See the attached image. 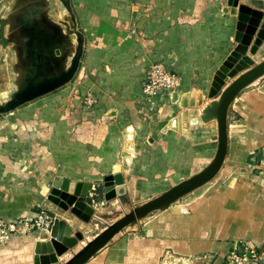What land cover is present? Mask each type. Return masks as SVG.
<instances>
[{
	"label": "rangeland",
	"instance_id": "rangeland-1",
	"mask_svg": "<svg viewBox=\"0 0 264 264\" xmlns=\"http://www.w3.org/2000/svg\"><path fill=\"white\" fill-rule=\"evenodd\" d=\"M151 1L169 4L165 11L169 8L171 21L169 25H164L166 30L168 28L171 33H175L176 25L180 27L182 40L178 69L182 68L185 77L178 76L174 71L177 84L172 91L176 92V88L182 86L178 102L168 101L165 104L157 92L153 97H148L143 103L137 104L140 109L136 108V104L128 105L129 112L132 113V118L129 119L123 114L117 119L106 117L105 111L114 108L113 105L107 104L108 96L101 101L99 92L100 80L104 82L105 79H102L104 77L98 67L105 64V58L95 56L89 58L84 48L85 41L77 69L66 84L19 103L13 108L2 110L21 93L27 75L39 79L45 77V74L34 72V67L51 65L52 70L47 71L49 77L69 68L77 45L75 33L83 32L78 22V10L72 2L69 3L71 12L63 5L62 9L59 6L57 10L59 16L61 14L67 16L68 23H71L67 24L65 18L58 22L57 39L61 45L59 49L63 47L65 52L56 50L54 55H50L40 48L39 51L43 52L41 65L35 63L34 47L37 43L32 33L25 31L18 33L13 30V26L11 33L9 31L5 34L0 33V220L29 218L35 214L49 216L52 225L57 220H65L70 227V233L76 235L84 245L124 212L197 173L210 162L212 158L209 160L203 153L197 156L194 152L186 163L175 165L169 172L156 173L152 170L153 161L161 152L174 162L177 161V156H182L183 159L187 154L177 153L178 148L183 147L182 141L174 148L171 145L164 148V151L159 150L165 147L167 137L179 136L185 144L189 142V138L203 137L198 135L199 132L189 130L193 128L204 130L203 126L206 123L201 120L202 110L215 98L211 93L214 77L236 44L233 38L237 17L223 13L220 0ZM239 4L247 7L250 13L260 12L261 21L264 20V0H239ZM156 12L161 14V7L156 9ZM70 16L75 17L74 23L70 21ZM156 25L158 26L154 35L158 36L163 30L161 21ZM197 25H202L203 33L197 31ZM60 30H63L62 34ZM124 31L130 37L139 34L130 26ZM143 31L148 40L149 34L146 33V29ZM135 39L136 41L130 45L137 48L142 40L137 37ZM209 39L213 44L221 40L219 43L224 44L227 55L197 56V46L204 49L205 53L213 52ZM162 43L164 42L161 38L154 42L159 45V49L162 48ZM169 43V49L172 50L171 42ZM151 49L152 47L148 46L139 49V55L132 58L137 61L139 70L142 66L145 72L150 64L156 61L168 70L173 69L168 66L171 57L161 54L152 56ZM253 61L256 63L260 60ZM27 69L30 74L26 73ZM132 69L130 65L126 70L131 72ZM127 76H130L127 78L129 79L134 75ZM125 79V69H122L119 83H126ZM142 80L140 82L138 79L140 86ZM193 92L195 95L191 98ZM183 95H186L184 99L186 101L182 103ZM88 97L92 100L90 105L85 101ZM133 98L131 97V100L134 103L137 95ZM154 114L159 116L155 117ZM156 123L161 124L163 131L155 132L152 129ZM129 127L132 132H126ZM130 134L129 147L126 148L127 135ZM214 134L216 135V132ZM153 137L159 140L158 149L151 147L149 138ZM215 137L212 135L210 139L215 140ZM205 139L203 137L199 143L204 148L209 144ZM255 154L258 161L256 170L258 175L264 178V147ZM247 162L251 163L250 160ZM109 175H121L127 188L121 198L106 201L103 180ZM65 178L75 182H89L86 204L95 209L89 222L79 220L71 212V204L67 205V210H62L47 199L49 194L59 190ZM74 200L76 201V198ZM100 207H103V213L98 211ZM143 219L126 227L107 246L121 236L135 231L137 224ZM63 224L61 221L62 226Z\"/></svg>",
	"mask_w": 264,
	"mask_h": 264
},
{
	"label": "crops",
	"instance_id": "crops-1",
	"mask_svg": "<svg viewBox=\"0 0 264 264\" xmlns=\"http://www.w3.org/2000/svg\"><path fill=\"white\" fill-rule=\"evenodd\" d=\"M70 2L78 10L77 17L83 29L81 34L86 42V54L89 58H105V64L98 68L104 77L102 79H105L104 82L100 80L101 101L108 96L107 104L113 105L114 108L105 111L107 118L117 119L120 114L126 119L132 118L128 105L140 104L142 96L138 79L141 82L145 68L141 66L139 70L137 61L132 59L139 55V49L148 46L152 47V56L161 54L171 57L168 60V66L173 68H170L171 71H175L182 78L185 77L182 68V72L178 69L182 40L180 27L176 25L175 33L164 28V25H169L171 21L169 8L165 11L169 4L154 3L151 0H69ZM37 4H41V7ZM62 5L60 0H0V33H11V26L18 33H32L37 43L34 52H37L40 49L37 35L41 37L42 34L45 37L50 33L49 39L58 41V22L65 18L67 24H71L68 23L67 16L61 13L58 15L57 10L59 6L62 9ZM160 7L161 14L156 12ZM38 9H41L39 14L36 13ZM36 16L39 21H32ZM69 18L74 23L75 17L73 20L71 16ZM160 21L163 30L157 36L154 35L155 28ZM37 23L47 26L46 29L38 30L33 27ZM128 26L137 31L139 34L135 37L142 40L137 48L130 45L136 41L135 37L126 35L124 31ZM145 29L150 37L148 40L143 31ZM197 31L203 33L202 25H197ZM60 33L62 34L63 30H60ZM159 36L164 42L161 49L158 44H154L159 41ZM169 42L172 50L169 49ZM219 42L213 44L209 39L213 51L209 54L197 46V56H226V48ZM41 50L47 52L46 49ZM55 51L47 53L54 55ZM163 51L165 52L162 55ZM37 56L40 57L38 53ZM130 65L133 67L131 72L126 70ZM122 69H125L126 83H119ZM127 75L134 76L127 79L130 77ZM178 88L176 92L160 90L158 94L165 104L168 101L178 102L182 86ZM136 95L133 103L131 97L135 98ZM136 108L140 109V106L137 105ZM203 128L204 130L190 128L192 130L189 132H199L198 135L206 138L209 142L206 148L199 144L200 140H203L200 136H197V139L189 138L186 144L179 136L167 137L165 147L159 150L164 151V148L171 145L174 148L182 141L183 147L178 148L177 153H187L183 156L184 161L182 156H177V161L174 162L161 152L156 155L152 170L156 173L169 172L175 165L186 163L194 152L197 156L203 153V156L210 160L216 148V139H210L212 135L216 136V122L206 123ZM152 129L155 132L163 131L160 123L154 124ZM126 132H132L131 127ZM228 134V154L214 179L166 209L152 212L137 224L135 231L106 245L85 264H223L227 252L234 243L241 240L251 241L258 248L264 264V178L258 175L256 170L258 161L255 154L264 147V77L256 85L243 91L234 101ZM149 139L151 147L158 149L159 140L156 137ZM101 209L99 212L103 213V207ZM65 225L63 224V227ZM48 253L50 245L47 240L39 238L38 232L17 233L10 236L7 242L0 244V264H37V258Z\"/></svg>",
	"mask_w": 264,
	"mask_h": 264
},
{
	"label": "water",
	"instance_id": "water-1",
	"mask_svg": "<svg viewBox=\"0 0 264 264\" xmlns=\"http://www.w3.org/2000/svg\"><path fill=\"white\" fill-rule=\"evenodd\" d=\"M60 1L66 10L71 12L69 0ZM220 3L223 6L222 11L224 13H228L237 17L233 38L236 44L245 46L246 49H248V55H256L258 50L264 44V20L261 21L262 14L257 18L253 17L252 13H250L251 11L247 7H243L239 4V0H220ZM37 6L41 7V4H37ZM243 8H245V10ZM29 11L33 16V8L32 13L31 9H29ZM40 12L41 9L36 10L37 14ZM73 18L74 17L71 16V20H73ZM31 20H37L36 22H38L39 17H33ZM33 27H37L38 30H45L47 26L39 25V23H37L34 24ZM49 34L50 33L46 34L45 37H43L42 34L41 37L40 35H37L38 39L36 40L39 47L41 49L45 48L47 52H51V50L52 52L54 50H61L60 52H65L63 47L59 49V46H61L60 42L49 39ZM75 34L77 36V45L69 68L62 71L58 75L49 77L47 75V71L50 72L53 67L51 65H41L40 61L42 59L43 52H34L35 63H40L41 66L39 68L34 67L33 70L34 72L38 71L42 74H45V77L39 79V77H31L27 75L28 78L24 80V85L22 86L23 90L21 93L16 95L14 100L2 110L13 108L19 103L32 99L43 93L52 91L66 84L72 78L77 69L83 46L82 34L79 32H76ZM65 44L66 43H64V45ZM37 53L40 55V57L37 56ZM230 54L231 52L229 55ZM248 55L242 57L239 56L235 62L230 64V66H227L229 56L226 57L218 71H221L225 66L227 67L225 74L230 72L228 75H231L234 71L239 73L235 77L232 76L233 78L227 75L232 79L228 81V83L222 88L218 97L211 100L209 104H207L202 110L201 120L203 122L209 123L213 120L216 122V149L210 162L197 173L178 182L160 194L135 205L128 212H124L121 217L106 225L91 240L86 241L85 244L78 251L74 252L67 261L59 264L87 263L97 252L103 249L117 234L122 232L126 227L147 217L152 212L166 209L171 204L202 187L217 176L223 167L228 154V129L232 105L243 91L252 86L255 81H259L264 77V58L259 62L254 63L253 59ZM26 73L30 74L28 69ZM173 97H175V94ZM89 186V182L87 181L75 182L65 178L62 180L59 187L60 191L68 193L69 195L76 198V201L74 202L75 204L81 203L83 205L79 210H75L72 206L71 212L74 213L79 220L85 223L89 222L95 213V209L86 204ZM103 186L104 199L106 201L113 200L115 198H121L126 193V186L121 179V175H109L104 177ZM47 199L62 210L68 209V203L62 201L56 192L49 194ZM61 221L64 223V225L66 224L67 227L61 236L55 238L50 237L48 231L43 230L39 232V238L42 240H47L50 245V253H48L46 256L53 257L56 260L65 255L67 252L73 250L79 242L77 236L70 233V227L67 222L65 220Z\"/></svg>",
	"mask_w": 264,
	"mask_h": 264
},
{
	"label": "built area",
	"instance_id": "built-area-1",
	"mask_svg": "<svg viewBox=\"0 0 264 264\" xmlns=\"http://www.w3.org/2000/svg\"><path fill=\"white\" fill-rule=\"evenodd\" d=\"M177 84L175 72L168 70L160 62H153L146 69L141 92L140 102L153 97L160 90H172ZM86 103L92 100L86 98ZM52 227L51 218L47 215L35 214L33 217H17L0 220V244L7 242L13 234L48 231ZM223 264H263L261 254L251 241L241 240L234 243L224 257Z\"/></svg>",
	"mask_w": 264,
	"mask_h": 264
},
{
	"label": "bare ground",
	"instance_id": "bare-ground-1",
	"mask_svg": "<svg viewBox=\"0 0 264 264\" xmlns=\"http://www.w3.org/2000/svg\"><path fill=\"white\" fill-rule=\"evenodd\" d=\"M244 10H245V8H243ZM252 15H253V17H255V18H257L258 16H260V12H257V11H254L253 13H252ZM248 55V49H246V47L245 46H242V45H240V44H236L235 46H234V48L232 49V51H231V54L230 55H228L229 56V58H228V62H227V66H230V64H232L233 62H235V60L239 57V56H247ZM248 56H250L252 59H254V60H262L263 58H264V44L262 45V47L258 50V52L256 53V55H254V56H251V55H248ZM246 67H247V65H246ZM226 69H227V67H223L222 68V70L221 71H218L217 72V74H216V76H215V78H214V80H213V84H212V94H213V96L216 98V97H218V95H219V92L222 90V88L228 83V80H229V77H235L239 72H236V71H234L231 75H228L230 72H228V73H226L225 74V72H226ZM229 77H228V76ZM232 77V78H233ZM258 83V81H255L254 83H253V85H256V84ZM194 92L193 93H191V98H194ZM185 96L186 95H183L182 97V103L183 102H185L186 100H184L185 99ZM211 97V96H210ZM214 99V98H213ZM213 121H215V120H213ZM212 121V122H213ZM130 138H131V134L130 135H127V140H128V143H126V148H128L129 147V140H130ZM55 192H56V194L63 200V201H65V202H67L68 204H71L72 206H73V208L75 209V210H79V209H81L82 208V204L81 203H77V204H75L74 203V196H71V195H69L68 193H65V192H62V191H60V190H55ZM115 206V205H114ZM102 207H100L99 209H98V211L99 210H102L101 209ZM66 225L63 227L62 225H61V221L60 220H57V221H55V223L53 224V227H52V229H51V231H50V233H49V236L50 237H59V236H61L62 234H63V232L66 230ZM61 229H62V231H61ZM86 231V229L84 230V232ZM83 234V233H82ZM48 242V241H47ZM49 243V242H48ZM83 246V243H82V241H79V243L74 247V251H69V252H67L65 255H63L62 257H60V258H58L57 260L55 259V258H53V257H49V256H43V257H41V258H37V264H59V263H62V262H65V261H67L71 256H72V254L74 253V252H76V251H78L81 247ZM41 256V255H40Z\"/></svg>",
	"mask_w": 264,
	"mask_h": 264
}]
</instances>
